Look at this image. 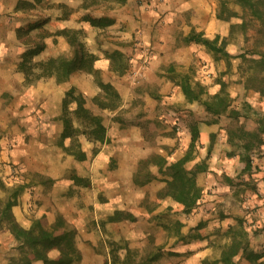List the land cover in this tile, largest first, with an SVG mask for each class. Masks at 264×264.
<instances>
[{
    "label": "rangeland",
    "instance_id": "374dc122",
    "mask_svg": "<svg viewBox=\"0 0 264 264\" xmlns=\"http://www.w3.org/2000/svg\"><path fill=\"white\" fill-rule=\"evenodd\" d=\"M0 1L4 2L3 6L5 7L1 15V18L5 21L4 25L10 29L14 28L16 38L22 43L24 41L27 45L24 53L34 46L41 45V43L44 45L43 50L31 58L29 70H26L28 75L26 77H28L29 82L23 83L38 86L37 89L42 94L47 93L49 95V93H54L57 96L54 102L53 99L49 101L47 98L42 97V103H47V106L49 104L56 105L55 108L51 109L53 113H57L58 109L56 110V107L61 105V113L59 116L57 115L58 117L52 114V116H49L47 113L46 117L41 116L40 119L56 122L61 125L63 131L61 120L63 116V101L70 93V100L68 101L71 103L68 105V109L72 111L77 104V100L83 98L85 107L93 116L101 120V124L105 129V142H94L90 137L82 134L85 129L78 123H81L84 117L81 113H78L76 116L73 115V121H75L74 129L78 132L76 135L71 136L70 139L59 141V145H56V148L60 149L65 156L72 157L81 167V162L86 161L87 154V157L92 159L100 155V160L105 163L104 177L108 183L112 178L108 175H114L119 165L122 169L131 173L130 186L127 183H123V206L126 208L123 209L117 204L115 206L106 204L105 207L111 214L106 218L107 220L112 217L115 219L121 218V215H116V213L121 212L132 215L133 222H142V220L147 218L146 214H142L143 209L132 208V205L134 204L135 206L137 201L149 204L156 203V199L151 201L148 194L149 191L143 190L146 184L150 187L152 183L154 186L157 183H161L163 188L165 187L163 178L157 173V169L154 166L156 158L161 157L167 159L168 162L176 161V151L181 149L185 139L184 127L190 128L198 124L209 127L214 121H217L216 123L220 126L216 133L208 135L211 144L224 135L227 142L231 145L229 151H231L232 155H246L247 152L240 146L243 143H247L251 148L248 152L252 165L250 172L241 173L244 164L237 159L234 165L235 173L232 176V183L227 181V185H230L242 202L257 199L258 202H255L256 207L264 208V190H262L264 189V132L259 134L260 144L258 143V138L253 139L239 135L241 130L255 132L259 126L264 127V35L263 33L257 35V30L260 29L256 23L249 25L247 22L248 26L246 28H239L237 26L239 20L234 17L221 18L220 20L216 18L221 8V3L224 2H229L228 7L239 12V8L231 5V0H216L215 10L216 29L220 33L216 35L218 36L217 45L224 48L229 58L221 54H213L223 64L220 68H214L212 72H210L209 67H202L205 64H200L198 67L178 68L176 73L179 81L188 78L191 85L198 86L196 91L202 93L200 97L202 101L207 100L208 96L220 93L228 103L226 113L220 116L206 113L204 107L196 102L179 104L176 101L164 99L156 101L154 104L143 101L142 107L138 104L129 107V103L124 104L123 98L120 97V100L116 99L114 102V105H117L116 111L101 110L97 107L96 104L98 103L110 108L112 101L110 95L113 91L116 92L114 83H117L119 88L123 90L131 89V83L127 79L114 77V74L109 71L114 64L120 62L113 52L117 51L116 46L124 41L120 40V38L124 29L127 28V24L117 21L119 19L115 17L119 15L121 8L126 6L127 0H69L68 3H64L65 0H23L16 4L15 10L13 7L14 0ZM149 1L132 0L131 3L135 4L136 7L147 10ZM18 11L20 12L16 13ZM87 17L92 19L106 18L111 23L105 28L91 26L84 20ZM38 22H42V24L36 27L33 26ZM64 24L68 25L61 29ZM59 28L60 30H57ZM62 30L69 31V33L65 32V35H57L58 37L55 40L49 37L45 49L44 40L48 36L46 33ZM262 31L264 32V29ZM69 37L74 38L83 47L86 55L93 57L91 63L85 66L83 71L72 73L66 81L59 84L55 83L53 79L37 78L41 73L38 63L59 56L72 57L74 48L67 42ZM24 53L22 56H24ZM18 70L21 74H24L19 69V65ZM100 81L110 86L113 91L100 87ZM121 105H124L123 108L118 110ZM141 108H144L143 112H140ZM230 111L238 113L237 118H234ZM43 112H46V110L43 109ZM77 118H80V120ZM61 135L62 133L60 134V139ZM166 140L169 142L167 143ZM85 147L87 148V154L82 151ZM68 151H74L75 155L82 151L85 154V159L83 161L78 160L76 156L71 155ZM187 152L188 149L186 150ZM190 154L191 159H193L197 156H205V151H201V145L198 142ZM205 163L207 168H209L211 161L207 163L206 160ZM186 167L191 170L193 165L191 166L188 163ZM13 170L16 171L15 175L24 176L17 166L12 167ZM70 170L68 179L72 182V185L81 188L88 187V192L93 191L91 179L77 175L75 169L71 168ZM83 170H86L85 166ZM149 173L154 177L153 180L144 184H137L143 183ZM30 177L40 183L35 173H30ZM77 179H80V181L77 182ZM124 179L122 178L120 181L124 182ZM6 184L8 182L0 180V212L5 202L9 200L13 187H16H8ZM19 185L17 184V186ZM65 191L67 196L71 194L70 187ZM22 192L19 193L18 197ZM79 196L83 197L85 195ZM88 196H90L91 201L96 203H100V200H102L95 192L89 193ZM160 203L163 206V210L158 214L159 217L157 216L159 221L177 220L181 217L178 212L179 209L172 206L169 201L160 200ZM41 205L27 207L25 212L15 209V213H25V216L32 223L34 218L40 215L46 217L44 208ZM15 206H17V203ZM88 207L91 210L89 212H92L94 217H96L98 215L97 205ZM65 209L67 216L64 218L57 214L55 219L61 216L67 227L76 231L72 224L67 221V219H71L70 215L73 216L74 214L72 206L66 204ZM11 211L13 214L14 209L12 208ZM124 215L122 214V217ZM80 217L84 221L89 218L81 215ZM262 219H264V216H262ZM47 222L49 223L48 220ZM97 222L94 220V224ZM126 224L129 225V223ZM94 228L97 231V228ZM81 233L76 231V235L78 234L79 237L78 244L83 250L90 251L91 253L89 254L92 256L89 255L84 259L81 257V260L74 264H110L112 257H115V264H149L153 263V261L155 262V257L159 256L161 258L163 253L166 256L164 246L159 249L155 248L151 241H148L144 246L138 243L139 248L137 247L135 248L137 250L132 251L128 248L127 241L120 240L119 242L106 243L103 247L98 242L86 241ZM242 238L243 241L246 240L248 249L254 251L255 245H258L260 249L254 252H264V223L256 224V226L246 229V234ZM102 251H105V257L100 256ZM19 253L18 244L12 239L8 231L0 225V264H9L11 259L19 257ZM107 253H109V258H106ZM32 264L43 263L36 261ZM260 264H264V258Z\"/></svg>",
    "mask_w": 264,
    "mask_h": 264
},
{
    "label": "crops",
    "instance_id": "0c3cea01",
    "mask_svg": "<svg viewBox=\"0 0 264 264\" xmlns=\"http://www.w3.org/2000/svg\"><path fill=\"white\" fill-rule=\"evenodd\" d=\"M19 1L23 0L13 1L14 10ZM68 1L65 0L64 3ZM131 1L127 0L126 6H123L115 17L119 19L117 21L127 24L120 38L124 41L116 46V50L122 54L121 60L125 69L122 72L109 70L114 77L127 79L131 83V89L123 90L117 83H114V89L119 97L123 98L124 104L129 103V107L137 104L142 107L143 101L154 104L162 99L185 103L176 75L178 68L205 64L202 67H209L212 72L223 64L203 46L185 41L191 32L200 33L208 40H213L220 34L216 29V0H150L147 10L136 7ZM3 3L0 1V180L8 182V187L17 184L25 186L17 198V206L13 207V214L21 227L28 229L31 221L25 213H15V209L25 212L27 207L42 204L47 220L53 223L57 214L64 218L67 216L65 205L70 204L74 214L70 215L71 219L67 221L77 233L82 232L86 241L98 242L104 247L106 243L124 240L132 251L137 250L135 248L139 246L138 243L144 246L148 241L158 249L164 246L167 257L163 253L161 258L150 264H221V252L229 242L225 234L229 226H233L238 219L242 220L244 225L247 222V229L264 223V208L255 205L258 200L242 202L230 185H227V179H232L235 173L234 165L239 157L230 155L231 145L224 135L218 136L213 144L209 142L208 135L216 133L220 126L217 123L209 127L197 125L198 142L201 151H205V156H197L186 163L191 166L200 163L206 158L210 147L207 159V163L211 161L209 168L206 172L196 175V183L202 189L197 207L190 214H180L181 207L169 201L179 209L181 215L177 219L181 224L178 229L174 224L175 220L159 221L158 214L163 210L157 196L163 188L161 183L155 186L149 183L150 187L146 184L143 188L149 191L151 201L156 199L155 204L137 201L135 206L132 205V208L143 209L142 214L147 215L142 222L107 220L111 214L105 207L106 204H117L123 209L126 208L123 206V183L130 184L131 173L119 165L114 175H108L112 177L108 183L104 177L105 163L100 160V155L93 159L88 158L87 148H83L82 151L87 156L86 161L81 162V167L72 157L65 156L56 148L62 133L61 125L40 118L46 117L47 113L49 116H59L61 105L56 107L57 113H53L51 109L56 105L43 104L42 97L49 101L53 99L54 102L57 96L54 93L42 94L37 89L38 86L25 84L26 77L19 72L18 65L23 59L22 54L27 45L16 38L14 28L5 27V21L1 18L5 10ZM67 25L64 24L61 29ZM57 32L46 33L48 36L44 40L45 49L47 39L50 37L55 40L58 37ZM43 109L46 112H43ZM143 110L144 108H141L140 112ZM183 130L185 139L181 149L176 151L175 160L181 159L189 147V128L184 127ZM14 166H17L24 176L15 175L16 171H12ZM71 168L76 170L77 175L91 179L92 192L102 199L100 203L90 200L88 194L92 192H88V187L72 185L68 179ZM30 173L40 174L52 180V186L48 188L36 182L30 177ZM119 178H125L124 182ZM69 187L71 194L67 196L65 190ZM90 205H97L96 217L89 212ZM80 215L89 218L84 221L79 218ZM94 220L98 222L94 224ZM126 229L128 230L124 231ZM78 239L77 234L76 245L84 259L91 252L83 250L78 244ZM257 249L260 247L255 245L254 251ZM100 256L105 257V251H102ZM106 258H109V253ZM236 262L247 264L243 258H237Z\"/></svg>",
    "mask_w": 264,
    "mask_h": 264
},
{
    "label": "trees",
    "instance_id": "16d2710c",
    "mask_svg": "<svg viewBox=\"0 0 264 264\" xmlns=\"http://www.w3.org/2000/svg\"><path fill=\"white\" fill-rule=\"evenodd\" d=\"M229 2L221 3V8L217 14V19H225L228 17H234L239 20L238 27L243 28L253 23H256L260 30H257V35L264 32V0H231V5L239 8V12L234 11L228 7ZM31 7V5H29ZM225 16V17H223ZM84 20L88 22L91 26H98L105 28L110 25L111 21L106 18L92 19L88 18ZM248 22V24H247ZM38 24V25H37ZM41 24L36 23L33 26H40ZM69 31H58L56 35H65ZM73 34V32H71ZM186 42H192L197 45L203 46L206 50L213 54H221L226 58H229V55L224 51L223 47L217 45L218 36L213 40H208L202 37V34L191 32L185 40ZM67 42L74 48L73 55L70 58L66 57H56L49 58L44 62L38 63L40 67V74L37 78H49L53 79L55 83L59 84L67 80V78L74 72L83 71L85 66L91 63L93 58L91 55H86L83 50V47L75 41L74 38L69 37ZM44 45L41 43L37 47L34 46L32 49L27 50L24 53L21 63H19V69L25 74L26 70H29L31 65V58L40 53L43 50ZM120 60L119 63L114 64L111 70L122 72L125 69V65L122 63L121 58L122 54L118 51L113 52ZM91 68V67H90ZM89 69V67H88ZM27 82L29 80L27 79ZM179 86L185 98L187 104L196 102L201 104L206 113L211 115L220 116L221 114L226 113L228 109V103L225 98L216 93L213 96H208L207 100H201V92H197V85H191L188 78H184L179 81ZM100 87L108 88L112 90L107 84H103L100 81ZM113 91V90H112ZM106 94V93H105ZM111 105L110 108L96 104L97 107L101 110L113 111L117 108V105H114L115 100L120 97L116 92L111 93ZM70 93L67 95V98L63 101V116L61 117L63 123V131L60 141L62 142L65 139H70L71 136L76 135L78 132L74 129L73 115L81 113L84 117L81 123H78L81 127L85 129L82 132L83 135L90 137L94 142L103 143L105 142V129L101 124V120L93 116L90 111L85 107V101L83 98L77 100V104L72 111L68 109L70 101ZM72 100V99H71ZM213 101V102H211ZM73 104V103H72ZM70 112V113H69ZM234 118H237L238 113L235 111H230ZM72 116V117H71ZM78 117V116H77ZM80 120V118H77ZM214 121L212 124L216 123ZM264 132V127H258L254 132L240 131L241 137H249L259 140V134ZM190 133V143L188 147V152L179 160L174 162H168L167 159L161 157L156 158L154 164L157 169V173L163 178L165 182V187L158 192V198L160 200L170 201L181 207L180 214H190L196 207L197 203L201 199L202 189L196 183V175L202 172L207 171L206 160L209 158L210 147L207 152L206 158L193 166L191 170L185 169V164L191 160V151L198 144L199 141V132L196 125H193L189 128ZM72 140V139H71ZM260 140L258 141V143ZM260 144V143H259ZM243 150L247 153L245 156H238L239 161L244 164L241 173L250 172L252 165L251 159L248 155L250 147L247 143L240 145ZM71 155L76 156L78 160L83 161L85 159V154L82 151L74 153V151H68ZM232 156V154H230ZM39 178L40 184L43 186L51 187L53 181L43 177L39 174H36ZM154 177L151 173L146 175V180L144 184L153 180ZM228 182L232 183V179H227ZM80 179H77L79 182ZM11 191V196L7 200L0 212V225L3 226L5 230L8 231L12 239L18 244V249L20 251L19 257L16 259H11L9 264H32L33 262L40 261L43 264H74L81 260V253L76 245V231L67 227L64 219L61 216H58L52 224H49L44 215H40L37 218H34L28 229H25L19 225L16 221L14 215L12 214V208L17 203L18 195L25 188L24 185H19L13 187ZM122 214H125L122 217ZM116 215L121 218H109V221H118V220H129L134 221L133 216L127 213H116ZM177 229L181 226L178 220L174 221ZM246 225H244L242 220H236L233 226H229L226 230V237L229 239V242L225 244L219 262L221 264H237V258H243L247 264H260L261 260L264 258V252L255 253L254 251L248 249L246 240L243 241V236L246 234ZM159 256L155 257L154 260L157 261ZM115 257H112L110 264H115ZM154 262V261H153ZM152 263V262H151ZM107 264V263H105ZM150 264V263H149Z\"/></svg>",
    "mask_w": 264,
    "mask_h": 264
}]
</instances>
